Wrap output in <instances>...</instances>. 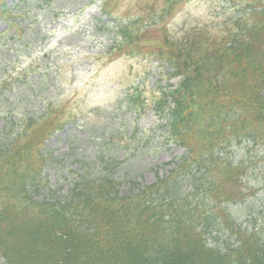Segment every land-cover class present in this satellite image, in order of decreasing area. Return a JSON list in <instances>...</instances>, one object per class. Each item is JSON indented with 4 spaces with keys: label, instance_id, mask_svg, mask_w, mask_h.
<instances>
[{
    "label": "trees",
    "instance_id": "16d2710c",
    "mask_svg": "<svg viewBox=\"0 0 264 264\" xmlns=\"http://www.w3.org/2000/svg\"><path fill=\"white\" fill-rule=\"evenodd\" d=\"M3 2L0 14L7 11ZM170 2L172 10L177 0ZM245 3L256 7L259 0ZM169 60L185 79L157 106L170 136L192 148L154 183L121 191L111 177L83 178L67 194L37 198L42 145L61 121L39 117L19 129L10 121L0 137L6 264H264V224L243 228L227 208L256 192L246 179L264 160V8L232 17L218 38L196 30ZM245 144L262 154L225 157L228 147ZM178 169L192 180L187 194L180 193ZM226 229L235 242L218 236Z\"/></svg>",
    "mask_w": 264,
    "mask_h": 264
},
{
    "label": "rangeland",
    "instance_id": "374dc122",
    "mask_svg": "<svg viewBox=\"0 0 264 264\" xmlns=\"http://www.w3.org/2000/svg\"><path fill=\"white\" fill-rule=\"evenodd\" d=\"M166 2L111 0L108 17L99 1L8 0L12 17L0 16V82H4L0 132L6 118H36L47 105L55 107L63 120L69 119L45 143L44 153L50 158L42 169L38 198L67 194L74 171L91 178L111 177L121 191H127L135 181L153 183L156 169L162 174V164L182 155V146L165 142L160 115L151 107L156 95L179 78L150 52L161 42L163 27L174 37L195 25L217 30L236 6L232 0H181L166 21L151 25L154 12L160 16ZM139 18L152 37L141 52L108 54L119 25ZM134 91L144 98L141 109L133 105ZM244 149L233 147L227 156L239 159L246 156ZM246 182L259 191L245 203L227 206L243 228L254 225V220L264 224V167L252 169ZM218 236L235 242L227 229ZM0 264H6L2 257Z\"/></svg>",
    "mask_w": 264,
    "mask_h": 264
}]
</instances>
